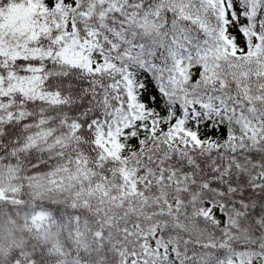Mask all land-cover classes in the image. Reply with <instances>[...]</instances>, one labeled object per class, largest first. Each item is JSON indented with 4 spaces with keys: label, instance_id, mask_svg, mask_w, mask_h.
<instances>
[{
    "label": "snow or ice",
    "instance_id": "obj_1",
    "mask_svg": "<svg viewBox=\"0 0 264 264\" xmlns=\"http://www.w3.org/2000/svg\"><path fill=\"white\" fill-rule=\"evenodd\" d=\"M0 264H264V0H0Z\"/></svg>",
    "mask_w": 264,
    "mask_h": 264
}]
</instances>
